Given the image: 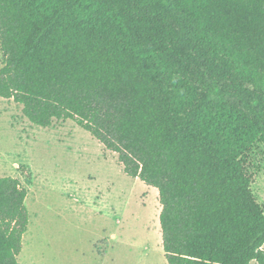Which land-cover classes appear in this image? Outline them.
<instances>
[{
	"label": "trees",
	"instance_id": "obj_1",
	"mask_svg": "<svg viewBox=\"0 0 264 264\" xmlns=\"http://www.w3.org/2000/svg\"><path fill=\"white\" fill-rule=\"evenodd\" d=\"M0 52V97L157 190L167 264H264V0H0ZM26 196L0 177V264H19Z\"/></svg>",
	"mask_w": 264,
	"mask_h": 264
},
{
	"label": "rangeland",
	"instance_id": "obj_2",
	"mask_svg": "<svg viewBox=\"0 0 264 264\" xmlns=\"http://www.w3.org/2000/svg\"><path fill=\"white\" fill-rule=\"evenodd\" d=\"M250 156L258 169L251 192L264 211L262 146ZM3 176L27 189L19 264H167L157 190L127 176L116 154L72 120L39 127L21 105L0 97Z\"/></svg>",
	"mask_w": 264,
	"mask_h": 264
}]
</instances>
